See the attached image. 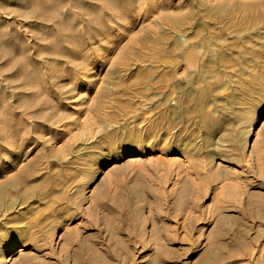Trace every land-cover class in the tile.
I'll use <instances>...</instances> for the list:
<instances>
[{
  "label": "rangeland",
  "instance_id": "1",
  "mask_svg": "<svg viewBox=\"0 0 264 264\" xmlns=\"http://www.w3.org/2000/svg\"><path fill=\"white\" fill-rule=\"evenodd\" d=\"M0 264H264V0H0Z\"/></svg>",
  "mask_w": 264,
  "mask_h": 264
},
{
  "label": "bare ground",
  "instance_id": "2",
  "mask_svg": "<svg viewBox=\"0 0 264 264\" xmlns=\"http://www.w3.org/2000/svg\"><path fill=\"white\" fill-rule=\"evenodd\" d=\"M139 82V81H138Z\"/></svg>",
  "mask_w": 264,
  "mask_h": 264
}]
</instances>
